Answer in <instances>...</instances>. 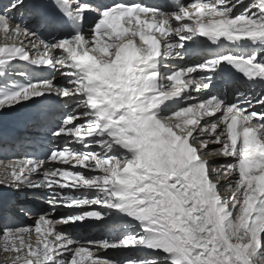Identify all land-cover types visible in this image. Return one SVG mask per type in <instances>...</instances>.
Instances as JSON below:
<instances>
[{
    "label": "snow or ice",
    "instance_id": "6c2138e0",
    "mask_svg": "<svg viewBox=\"0 0 264 264\" xmlns=\"http://www.w3.org/2000/svg\"><path fill=\"white\" fill-rule=\"evenodd\" d=\"M0 34V114L60 113L0 136L6 264H264V0H0Z\"/></svg>",
    "mask_w": 264,
    "mask_h": 264
},
{
    "label": "bare ground",
    "instance_id": "6f19581e",
    "mask_svg": "<svg viewBox=\"0 0 264 264\" xmlns=\"http://www.w3.org/2000/svg\"><path fill=\"white\" fill-rule=\"evenodd\" d=\"M4 43V37L2 34H0V44ZM32 75L33 78H35L37 75H40L42 76L43 73H35V74H30ZM12 79L14 81H17V82H23L21 78L19 77H12ZM35 110V108L33 107L32 109H28V108H19L14 111V112H6L4 114H0V130L2 132H8V131H11L12 129L15 128L14 125H7V126H2V124H11V122L13 121H16L20 118H23V117H28L30 114L33 113V111ZM56 119H60V113L59 112H56L55 116L51 117L50 120H51V126L52 128H55L57 127V124L58 121L55 120ZM33 129V126L32 125H27V130L30 131ZM49 135V134H48ZM224 194L227 195V193L225 192ZM11 198L16 202L17 200L19 201H29L32 205H39L40 202L38 200L34 201L32 197H24V196H13L11 194ZM26 220V219H25ZM26 223H33V220L31 219V222H28V220H26ZM33 243H34V240H35V234L33 235ZM3 248V245H2V242H0V264H6V260H5V257H6V254L3 252L2 250ZM136 254V253H134ZM141 253H138L136 255H140ZM7 264H11L10 261L7 262Z\"/></svg>",
    "mask_w": 264,
    "mask_h": 264
},
{
    "label": "rangeland",
    "instance_id": "374dc122",
    "mask_svg": "<svg viewBox=\"0 0 264 264\" xmlns=\"http://www.w3.org/2000/svg\"><path fill=\"white\" fill-rule=\"evenodd\" d=\"M207 158V157H206ZM227 195H230V193H227Z\"/></svg>",
    "mask_w": 264,
    "mask_h": 264
}]
</instances>
